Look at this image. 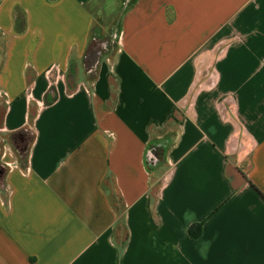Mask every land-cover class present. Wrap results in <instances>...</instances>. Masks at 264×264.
<instances>
[{"label": "crops", "instance_id": "1", "mask_svg": "<svg viewBox=\"0 0 264 264\" xmlns=\"http://www.w3.org/2000/svg\"><path fill=\"white\" fill-rule=\"evenodd\" d=\"M90 1L0 0V264H264V0H135L91 91Z\"/></svg>", "mask_w": 264, "mask_h": 264}, {"label": "trees", "instance_id": "2", "mask_svg": "<svg viewBox=\"0 0 264 264\" xmlns=\"http://www.w3.org/2000/svg\"><path fill=\"white\" fill-rule=\"evenodd\" d=\"M101 3L104 2V0H100ZM135 0H122V5H121V9L118 12V15L116 16V21L115 22H111L108 20L107 23H109L110 25H108V30L107 33L102 36L100 35V33L97 32L96 30V20H95V24L92 28V33H91V41H90V46L87 50V54L95 47H99L102 50V54L103 56H108L111 53L114 52L116 46H117V41H118V37H119V20L120 17L122 15V13L129 8ZM89 6V5H88ZM90 8V6H89ZM91 9V8H90ZM91 12L94 14V12L91 10ZM96 17V15H95ZM104 44V45H103ZM89 60H86V76L88 78V88L90 89V91L92 90V84H91V80L95 77L96 75V69L97 66H91L89 64ZM112 85V84H111ZM112 88V97L114 94V86H111ZM26 130H21L18 132H15L12 134L11 136V140L12 142L15 144V148L18 152H24V148L25 147H20L17 143V138H22L23 133ZM23 139V138H22ZM163 158V145L161 144H154V143H150V145L148 146L147 150H146V154H145V163L148 167H152L155 166L161 159ZM3 168L1 167L0 170H2ZM108 181V184H106L105 182L103 183V187L104 189H111L113 191V197H112V203L113 206L116 208L117 212L119 214H121L123 208L121 205V201L118 198V195L116 194L115 190H114V185L112 183V179L110 177L109 174H107L106 178ZM201 229H202V224L201 223H197V224H193L188 228V234L192 237H198L201 234ZM119 238L120 241V246L124 245V243L126 242V237L124 235H122L121 231L120 234L117 236Z\"/></svg>", "mask_w": 264, "mask_h": 264}, {"label": "rangeland", "instance_id": "3", "mask_svg": "<svg viewBox=\"0 0 264 264\" xmlns=\"http://www.w3.org/2000/svg\"><path fill=\"white\" fill-rule=\"evenodd\" d=\"M122 0H106V3L103 5L100 0L90 1V8L96 15V30L100 35L104 36L107 33L108 22H115L116 16L118 15L119 10L121 9ZM108 24V25H107ZM23 138V139H22ZM22 138H17V143L20 147H25L31 138V132L26 130L23 133ZM15 148V144L12 142Z\"/></svg>", "mask_w": 264, "mask_h": 264}, {"label": "water", "instance_id": "4", "mask_svg": "<svg viewBox=\"0 0 264 264\" xmlns=\"http://www.w3.org/2000/svg\"><path fill=\"white\" fill-rule=\"evenodd\" d=\"M101 56H102L101 48L95 47L85 56V60L91 59L89 61V64L91 66H97L100 62Z\"/></svg>", "mask_w": 264, "mask_h": 264}]
</instances>
